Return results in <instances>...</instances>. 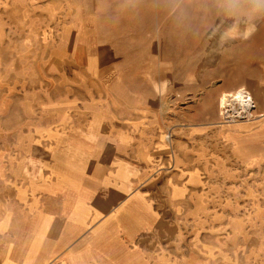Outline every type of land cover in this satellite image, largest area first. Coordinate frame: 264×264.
<instances>
[{"label": "rangeland", "instance_id": "374dc122", "mask_svg": "<svg viewBox=\"0 0 264 264\" xmlns=\"http://www.w3.org/2000/svg\"><path fill=\"white\" fill-rule=\"evenodd\" d=\"M13 82L18 106L27 94L37 102L41 91L45 106L62 98L77 105L80 98L84 106L120 109L131 122L144 108L151 118L159 96L164 125L181 99L216 94L219 116L229 92L246 90L264 103V2L183 0L173 9L164 0H0V94ZM207 112H191V121L205 122ZM259 118L253 126L259 161L242 169L228 162L227 170L220 165L201 180L202 219L186 228L179 264H264V115ZM201 134L197 128V140H204Z\"/></svg>", "mask_w": 264, "mask_h": 264}, {"label": "crops", "instance_id": "0c3cea01", "mask_svg": "<svg viewBox=\"0 0 264 264\" xmlns=\"http://www.w3.org/2000/svg\"><path fill=\"white\" fill-rule=\"evenodd\" d=\"M16 83L0 94V264H179L186 228L202 219L201 180L259 161L261 118L221 122L216 94L179 100L164 125L159 96L151 118L144 108L131 122L80 98L45 106L41 91L18 106Z\"/></svg>", "mask_w": 264, "mask_h": 264}, {"label": "built area", "instance_id": "2783aa9c", "mask_svg": "<svg viewBox=\"0 0 264 264\" xmlns=\"http://www.w3.org/2000/svg\"><path fill=\"white\" fill-rule=\"evenodd\" d=\"M219 108L220 116L224 122L262 116V113H255V103L246 90L226 93L220 100Z\"/></svg>", "mask_w": 264, "mask_h": 264}, {"label": "clouds", "instance_id": "9594fccd", "mask_svg": "<svg viewBox=\"0 0 264 264\" xmlns=\"http://www.w3.org/2000/svg\"><path fill=\"white\" fill-rule=\"evenodd\" d=\"M164 2L173 9H179L182 6L183 0H164ZM262 2H264V0H262Z\"/></svg>", "mask_w": 264, "mask_h": 264}, {"label": "bare ground", "instance_id": "6f19581e", "mask_svg": "<svg viewBox=\"0 0 264 264\" xmlns=\"http://www.w3.org/2000/svg\"><path fill=\"white\" fill-rule=\"evenodd\" d=\"M239 91V90H238Z\"/></svg>", "mask_w": 264, "mask_h": 264}]
</instances>
